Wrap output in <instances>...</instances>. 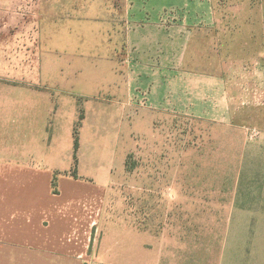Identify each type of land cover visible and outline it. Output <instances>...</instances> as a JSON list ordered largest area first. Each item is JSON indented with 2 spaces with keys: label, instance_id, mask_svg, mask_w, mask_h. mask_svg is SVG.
Instances as JSON below:
<instances>
[{
  "label": "crops",
  "instance_id": "0c3cea01",
  "mask_svg": "<svg viewBox=\"0 0 264 264\" xmlns=\"http://www.w3.org/2000/svg\"><path fill=\"white\" fill-rule=\"evenodd\" d=\"M76 1L92 9L77 11L76 21L92 22L93 31H62L59 60L48 64V73L62 75L73 65L83 71L75 57L92 55L86 71L92 80L83 87L100 91L101 72L115 77L114 56L123 51L125 99L149 118L232 123L251 105L264 134V0H220L221 15L216 0ZM12 24L0 41L20 37V20ZM35 24L28 23L29 35ZM5 57L0 54V264H264V161L244 155L218 188L211 177L173 180L180 207L172 233L158 218L155 230L125 221L100 236L113 169L103 182L81 163L78 179L69 174L59 95L94 99L95 91L35 82L31 64ZM197 180L204 183L198 192L189 186ZM209 195L215 207L203 198ZM198 201L205 209L198 211ZM201 214L217 219L205 224L197 221Z\"/></svg>",
  "mask_w": 264,
  "mask_h": 264
},
{
  "label": "rangeland",
  "instance_id": "374dc122",
  "mask_svg": "<svg viewBox=\"0 0 264 264\" xmlns=\"http://www.w3.org/2000/svg\"><path fill=\"white\" fill-rule=\"evenodd\" d=\"M68 1L0 0V32L6 31V25L12 27L15 19L20 20V37L12 40L5 36L0 42H7V45L4 49L0 48V54L11 60L12 56L19 57L22 65L31 64V69L36 71V76L31 74L35 82L49 83L66 92L85 94L90 91L93 94L95 91L94 99L68 93L59 95L63 96L64 108L60 115L65 143L70 151L69 174L78 179L79 163L90 171L97 182H103L113 172L100 236L103 230L107 234L113 228L123 227L125 221L140 227L141 222H144L148 229L155 230L158 218L164 220L166 226L170 224L172 233V218L175 213L178 214L176 209L180 207L172 197L173 180L181 177H211L216 179L212 187L218 188L221 186L218 184L220 178L231 175L234 170L232 165L243 159V155L245 160L263 163L264 134L257 141L251 140L249 135L251 130L263 131L260 125L262 120L251 105L238 114L232 123L188 120L165 114L149 118L145 111L125 99L123 51L114 56L119 63L115 77L110 78L109 72H101L100 91L98 87H91L90 90L83 87L92 80L90 72H86L88 65L94 61L92 55L75 57L73 62L83 71L73 70V65L69 71L64 70L62 75L48 73V64L59 60L56 53L63 42L60 38L62 31L68 27L81 33L93 31L92 22H86L83 18L76 21V12L83 13L84 8L77 7L76 0L67 7ZM216 1L218 14L221 15L220 0ZM89 2L92 3L85 0V3ZM85 12L90 14L92 9ZM31 21L36 24L35 28L31 25L32 35H29L26 30ZM14 26L18 28V25ZM34 29L35 35L32 33ZM76 129L78 149L75 147ZM130 155V164H135L133 171L125 167ZM249 166L247 171L252 175L253 168ZM75 172L77 177L73 175ZM189 186L198 192L203 189L204 183L197 180ZM203 198L212 200L210 195ZM216 202L210 201L214 207ZM200 203L198 201V211L205 209ZM215 219L217 217L211 215H197V221L205 224L211 225Z\"/></svg>",
  "mask_w": 264,
  "mask_h": 264
},
{
  "label": "trees",
  "instance_id": "16d2710c",
  "mask_svg": "<svg viewBox=\"0 0 264 264\" xmlns=\"http://www.w3.org/2000/svg\"><path fill=\"white\" fill-rule=\"evenodd\" d=\"M83 119V117L81 116L80 117V120H82ZM78 146H79V140H78V132H77V129H76V141H75V147H76V149H78ZM132 159V155H130L128 158H127V160H126V168H127V170L128 171H133L134 170V168H135V164H130V160ZM73 175L75 176V177H77V173L75 172V173H73ZM53 191H54V193H58V188H57V182H56V179L54 180V182H53Z\"/></svg>",
  "mask_w": 264,
  "mask_h": 264
},
{
  "label": "built area",
  "instance_id": "2783aa9c",
  "mask_svg": "<svg viewBox=\"0 0 264 264\" xmlns=\"http://www.w3.org/2000/svg\"><path fill=\"white\" fill-rule=\"evenodd\" d=\"M251 140H260L263 136V133L260 130H251L249 131Z\"/></svg>",
  "mask_w": 264,
  "mask_h": 264
}]
</instances>
